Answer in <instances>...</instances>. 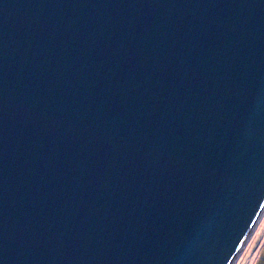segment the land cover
<instances>
[{
	"label": "water",
	"instance_id": "95a60500",
	"mask_svg": "<svg viewBox=\"0 0 264 264\" xmlns=\"http://www.w3.org/2000/svg\"><path fill=\"white\" fill-rule=\"evenodd\" d=\"M264 214V0H0V264H236Z\"/></svg>",
	"mask_w": 264,
	"mask_h": 264
},
{
	"label": "rangeland",
	"instance_id": "374dc122",
	"mask_svg": "<svg viewBox=\"0 0 264 264\" xmlns=\"http://www.w3.org/2000/svg\"><path fill=\"white\" fill-rule=\"evenodd\" d=\"M236 264H264V214Z\"/></svg>",
	"mask_w": 264,
	"mask_h": 264
}]
</instances>
